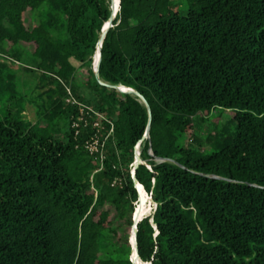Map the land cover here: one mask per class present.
Segmentation results:
<instances>
[{"label": "trees", "instance_id": "1", "mask_svg": "<svg viewBox=\"0 0 264 264\" xmlns=\"http://www.w3.org/2000/svg\"><path fill=\"white\" fill-rule=\"evenodd\" d=\"M110 2L0 0V59L28 50L36 64L23 71L39 72L54 101L33 125L23 109L0 117V264H132L131 170L149 118L117 87L151 111L140 145L150 169L134 175L157 207L136 225L140 260L264 264V0H120L98 68L113 88L92 72ZM215 109L236 130L204 154L190 118Z\"/></svg>", "mask_w": 264, "mask_h": 264}, {"label": "rangeland", "instance_id": "2", "mask_svg": "<svg viewBox=\"0 0 264 264\" xmlns=\"http://www.w3.org/2000/svg\"><path fill=\"white\" fill-rule=\"evenodd\" d=\"M179 9L182 14L186 12L187 5L185 2L179 5ZM39 19L40 14L36 12L32 21L36 23ZM14 52L16 50H12L11 55ZM22 52L19 61H14L7 57L0 59L7 64L2 83L4 96H0V117L6 108L10 110L23 109V112L26 113L25 117H27L25 118L26 122L33 125L41 120L40 115L54 106L52 86L40 80L39 72L25 73L23 71V67L33 68L36 61L31 57L28 50H23ZM28 104L33 107L28 106ZM33 108L35 110L37 108L38 113L36 116H34ZM190 120L194 126V134L202 138L204 142L201 147V151L204 154L216 153L227 146L236 130L235 122L229 110L215 109L208 114L200 112L191 117Z\"/></svg>", "mask_w": 264, "mask_h": 264}, {"label": "water", "instance_id": "3", "mask_svg": "<svg viewBox=\"0 0 264 264\" xmlns=\"http://www.w3.org/2000/svg\"><path fill=\"white\" fill-rule=\"evenodd\" d=\"M119 5H120V0H111V2H110V14H109L108 19L106 20V22L104 23V25L101 28L99 40L97 42L96 51H95V53L93 55V61H92V72H93V75H94L95 79L97 80L98 84L101 85V86L109 87V88H113V86H111L109 84H106V83H104V82H102L100 80L98 68H99V63H100V59H101L102 44H103V41L105 39V36H106L107 32L109 31L110 28L113 27V20H114V18L116 16L117 12L119 11ZM116 89L120 93L130 94V95L135 96L145 106V108L147 110L148 118H149L148 119L149 120L148 121V125L146 127L144 135L137 142V144L134 146V161L132 163L133 171H131V176H132V180L134 181V186H135V188L137 190V186L136 185H139V186H141V185L135 179L134 169L136 168V166L139 163L147 165L146 162L144 160H142L141 157H140V145L143 142V140H145L147 138V136H148L149 126H150L151 111H150V107H149V104H148L147 100L145 99V97L140 92H138V90L130 88V87H117ZM165 160L166 159H160V161H165ZM147 166L150 169V165H147ZM180 167H182L183 169H186L184 166H180ZM209 177L212 178V179L225 180V178L217 176V175H211ZM250 185L258 187L256 184H250ZM137 195H138L137 196V202H139L140 198H139L138 190H137ZM149 199H150V202L152 203L151 212L148 215L144 216V217H147V216H151L152 217L154 212H155V210H156V207H157L156 203L152 199L151 193L149 194ZM135 210L136 209H134V212H133L132 225H131L130 233H129V236H128V242H129L130 248H131L130 261H131L132 264H134L133 259L135 257H137L140 260V258L138 257V254H137L135 235H136V231H137V229H136L137 223L144 218L143 217L140 220H136V218H135ZM151 222H152V220H151ZM157 233H158V231L156 230V234ZM132 242L134 243V245H132ZM140 262H143V261L140 260ZM143 263L144 264H150V262H143Z\"/></svg>", "mask_w": 264, "mask_h": 264}, {"label": "bare ground", "instance_id": "4", "mask_svg": "<svg viewBox=\"0 0 264 264\" xmlns=\"http://www.w3.org/2000/svg\"><path fill=\"white\" fill-rule=\"evenodd\" d=\"M136 186H137V190H138V194H139L140 201L137 202V205L135 207V209H136L135 210V218H136V220H140L144 216L148 215L151 211L147 214V212L149 210V208H148V201H147V199H146V197L144 195L145 191H144L143 187H141L139 185H136ZM147 197H148V195H147ZM151 204L152 203L150 202V205ZM132 245H134L133 242H132ZM133 261H134V264H143L142 262H140V260L137 257H135L133 259Z\"/></svg>", "mask_w": 264, "mask_h": 264}, {"label": "built area", "instance_id": "5", "mask_svg": "<svg viewBox=\"0 0 264 264\" xmlns=\"http://www.w3.org/2000/svg\"><path fill=\"white\" fill-rule=\"evenodd\" d=\"M67 91H68V93H69V90H67ZM98 124H99V120H96V121L93 123L94 126H97ZM74 126H76V124H74ZM98 145H99V143H98L97 138H94V139H92V140L86 142V144H85L86 149H87L90 153L97 152V151H98ZM131 171H133V168H132Z\"/></svg>", "mask_w": 264, "mask_h": 264}, {"label": "crops", "instance_id": "6", "mask_svg": "<svg viewBox=\"0 0 264 264\" xmlns=\"http://www.w3.org/2000/svg\"><path fill=\"white\" fill-rule=\"evenodd\" d=\"M28 106H32V105H29L28 104ZM33 107V106H32ZM26 111V110H25ZM33 113H34V116H36V114H37V108H36V110L33 108ZM23 114H24V119L25 118H27V117H25V115H26V113L25 112H23ZM145 191V190H144ZM146 193V192H145ZM147 194V193H146Z\"/></svg>", "mask_w": 264, "mask_h": 264}]
</instances>
